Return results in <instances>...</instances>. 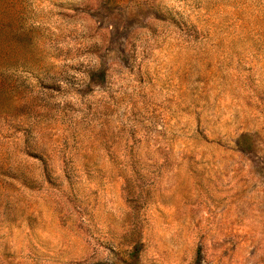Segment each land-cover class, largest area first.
Masks as SVG:
<instances>
[{"label":"rangeland","instance_id":"rangeland-1","mask_svg":"<svg viewBox=\"0 0 264 264\" xmlns=\"http://www.w3.org/2000/svg\"><path fill=\"white\" fill-rule=\"evenodd\" d=\"M0 264H264V0H0Z\"/></svg>","mask_w":264,"mask_h":264}]
</instances>
